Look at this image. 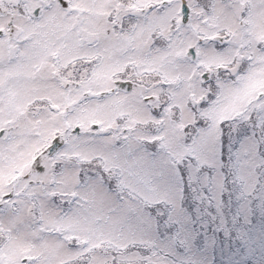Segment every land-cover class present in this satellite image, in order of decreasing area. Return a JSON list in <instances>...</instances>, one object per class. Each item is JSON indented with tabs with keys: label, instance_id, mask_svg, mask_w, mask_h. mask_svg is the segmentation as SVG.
<instances>
[{
	"label": "snow or ice",
	"instance_id": "6c2138e0",
	"mask_svg": "<svg viewBox=\"0 0 264 264\" xmlns=\"http://www.w3.org/2000/svg\"><path fill=\"white\" fill-rule=\"evenodd\" d=\"M0 264H264V0H0Z\"/></svg>",
	"mask_w": 264,
	"mask_h": 264
}]
</instances>
